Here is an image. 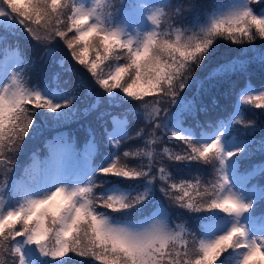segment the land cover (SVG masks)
<instances>
[{"label":"snow or ice","instance_id":"obj_1","mask_svg":"<svg viewBox=\"0 0 264 264\" xmlns=\"http://www.w3.org/2000/svg\"><path fill=\"white\" fill-rule=\"evenodd\" d=\"M22 37L39 56L26 55ZM222 41L248 46L208 69ZM55 56L76 88L59 72L29 80ZM252 64L264 69V0H0V264H264V111L247 115L264 110V85L232 80ZM224 83L231 108L202 119L197 97ZM93 112L103 142L91 127L82 146L57 132L16 175L42 125ZM165 138L169 163L151 148ZM132 140L146 150L121 155ZM176 164L210 175L177 178ZM101 178L131 183L117 193Z\"/></svg>","mask_w":264,"mask_h":264},{"label":"trees","instance_id":"obj_2","mask_svg":"<svg viewBox=\"0 0 264 264\" xmlns=\"http://www.w3.org/2000/svg\"><path fill=\"white\" fill-rule=\"evenodd\" d=\"M229 2V0H200V3L202 4H227ZM71 35V33L69 34ZM20 40L25 44V47H27V49L29 50V53H30V56L34 57V56H39L40 55V49L39 47L36 45V43L34 41H31V40H28V39H25V38H20ZM258 44L260 43L259 41L257 42ZM220 46L215 54V56L212 57V61L211 63H209L208 65V69H210L211 67L215 66V64L220 61V60H224V59H227V58H231L232 56H234L236 54V52L241 48L243 47L244 45H238L237 47L233 46V44H231L230 42L228 41H222V42H219ZM248 45H245L244 47H246ZM94 55V54H93ZM75 67L77 68L78 70V73H79V70L81 69L82 66L78 65V63H75ZM39 66V68L37 69V74H38V78L43 76L44 73H48L47 74V77H50L52 76L55 72H58V70H61L62 69V66L60 64V57L59 56H55L53 57L52 61L50 63H48L47 65H44L40 62L37 63V67ZM104 66H107V65H102L101 67L105 69ZM208 69H205L204 71H198L197 72V75L201 77V79H203L206 75H207V71ZM65 75H66V78H71L73 74L71 73H68V72H65ZM256 77V73L255 71H249L248 73V77L246 76H242L238 82L235 84V88H239L241 85L245 84L246 80L247 79H250V78H254ZM85 79H88V75L85 74ZM89 82H91L89 80ZM227 88H229V86H227ZM186 93H189L188 90H185ZM81 95L83 96V89L80 91ZM233 94V92H232ZM218 95H221V94H218ZM231 95V94H229ZM216 101L217 103V98L215 96V98L213 99ZM86 101L88 102H92V100L90 98L86 99ZM213 104L211 106V108H213L215 105ZM103 104H106L103 103ZM87 105V104H86ZM262 110L261 109H252L251 112H249L248 114H250L252 116V118H255V119H259V113L261 112ZM255 114V115H254ZM137 123H139V121H137ZM45 126V125H42V127ZM92 127H94L95 129H97V126L96 125H93V123L91 124ZM135 124H133V128H135ZM48 128H51V127H48ZM51 130V129H50ZM102 138L104 139V137L102 136ZM169 138H165V141L166 142V145H169V143L167 142ZM38 141V138L37 136H33L31 139L27 140L26 143H25V147L22 151V153L19 155L18 157V160L21 159V156L28 152ZM153 146V147H152ZM151 148H154L155 150V153H156V156L158 159H164L165 160V163H169L166 159V157H164V155H158V152L162 146V143H158V144H154L152 145ZM124 148V147H123ZM137 148H140L142 150H146V149H143V143L142 141L140 140H132V141H129L126 143V146H125V150L126 151H130V150H135ZM172 148V147H170ZM161 154V153H160ZM130 166L134 167L136 166V164L139 162L138 161V158H135V157H132V158H128L127 161H126ZM190 167L189 170L183 174H176L174 176H176L177 178H184V179H188V180H191V182L195 183V180H192V176H195V175H200V176H204V175H207V177H209L210 175V167L209 166H205V165H197V164H193L191 166H188ZM181 168H187L185 167L184 165L182 164H178L177 166L173 167V169L175 171H179V169ZM170 171H171V167H169ZM102 179V178H101ZM104 179H111V181L113 180H117V178H104ZM117 182H119L117 180ZM119 183H122V182H119ZM131 182H128V183H122L124 186H126L128 188V184H130ZM157 195V198L158 199H162V197L160 196V193L157 191L156 193ZM192 223V221H191ZM9 260H11V258H9Z\"/></svg>","mask_w":264,"mask_h":264},{"label":"rangeland","instance_id":"obj_3","mask_svg":"<svg viewBox=\"0 0 264 264\" xmlns=\"http://www.w3.org/2000/svg\"><path fill=\"white\" fill-rule=\"evenodd\" d=\"M233 46L237 47L238 45H234V44H233ZM244 46H245V45H244ZM244 46H243V47H244ZM111 63H113V61L109 60V61H107V62L105 63V65H108V64H111ZM251 68H256V69H258L259 66L256 65V64H252V65L249 67V70H250ZM233 77H234V76H233ZM117 91H119V90H117ZM215 91H220V92H222V94H224L222 97H227V96H228V93H229V88H227L226 83H224V84H220V85H217V86H214V87H210L209 90H208L207 92H202V93L200 94V96L197 97L198 102H201L203 105H205V106L208 107V105L210 104V100H211V97H210V96L213 95ZM194 92H195V91H194ZM233 93H234V91H233ZM262 111H264V110H262ZM84 117H85L84 115H80V117H79L78 119L72 121L71 123L78 122L79 120H83ZM71 123H69V124H71ZM69 124H68V125H69ZM47 128H48V126L45 125V126L42 127L41 131H44V130H46ZM168 170H169V172L171 173L170 169H168ZM112 191H115V192H117V193L119 192V191L116 190V189H112ZM185 214H186V215H192V214H190V213H185ZM70 255H71V254H70ZM78 259H79V258H78Z\"/></svg>","mask_w":264,"mask_h":264}]
</instances>
